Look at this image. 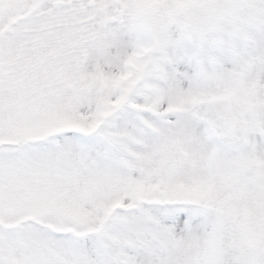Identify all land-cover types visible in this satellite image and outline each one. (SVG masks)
Listing matches in <instances>:
<instances>
[{
	"label": "snow or ice",
	"instance_id": "snow-or-ice-1",
	"mask_svg": "<svg viewBox=\"0 0 264 264\" xmlns=\"http://www.w3.org/2000/svg\"><path fill=\"white\" fill-rule=\"evenodd\" d=\"M0 264H264V0H0Z\"/></svg>",
	"mask_w": 264,
	"mask_h": 264
}]
</instances>
